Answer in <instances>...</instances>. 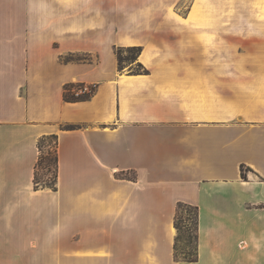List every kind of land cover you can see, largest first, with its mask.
<instances>
[{"label":"crops","instance_id":"obj_1","mask_svg":"<svg viewBox=\"0 0 264 264\" xmlns=\"http://www.w3.org/2000/svg\"><path fill=\"white\" fill-rule=\"evenodd\" d=\"M47 135L57 190H36ZM0 264H264V0H0Z\"/></svg>","mask_w":264,"mask_h":264},{"label":"trees","instance_id":"obj_2","mask_svg":"<svg viewBox=\"0 0 264 264\" xmlns=\"http://www.w3.org/2000/svg\"><path fill=\"white\" fill-rule=\"evenodd\" d=\"M123 52H129L132 54L131 58L125 59L123 57ZM141 54V48L139 47H132L128 49L119 48L117 50V55L119 59V66L120 69H124V64L128 61L136 62ZM79 56L71 55L68 57V61H81L87 60V58L81 59L76 58ZM143 65L140 63L137 64V69L133 70L134 73H142L144 71ZM75 87V85H68L65 89V98L68 101H81L86 100L91 97H74L71 94V89ZM58 136L57 135H47L43 136L38 141V148H39V160L36 165L35 169V189L38 190L40 188H50L53 190H57V181H58V164H59V157H58ZM49 147L51 151L48 153L44 152V149ZM45 169L47 172H53V178L50 181H43L40 177V170ZM245 171L247 169L245 166L241 167L242 177L246 179ZM185 213L187 215V223L185 226H182L181 223V214ZM199 207L186 204V203H179L176 210L175 216V227L177 229V239L175 243V256L180 261L185 262H197L198 261V240H199ZM186 230V238L185 242L183 243V233ZM183 243V245H180Z\"/></svg>","mask_w":264,"mask_h":264},{"label":"rangeland","instance_id":"obj_3","mask_svg":"<svg viewBox=\"0 0 264 264\" xmlns=\"http://www.w3.org/2000/svg\"><path fill=\"white\" fill-rule=\"evenodd\" d=\"M123 57L125 59H128V58H131L132 57V54H130L129 52H123ZM76 58H81V59L87 58V59H89L90 57L79 56V57H76ZM131 64H133L134 70H136L137 69L136 62H130V61H128L127 63L124 64V69L123 70H129V66ZM48 151H51V149L49 147H46L44 149V152L45 153H48ZM53 176H54L53 175V172H47L45 169H41L40 170V177H41L42 182L43 181H50V180H52ZM186 218H187V215H185V213H182L181 214V223H182V226L183 227L187 223ZM183 231H184V233H183V243H184L185 242V238H186V232H185L186 230H183ZM183 243H181L180 245H183Z\"/></svg>","mask_w":264,"mask_h":264},{"label":"built area","instance_id":"obj_4","mask_svg":"<svg viewBox=\"0 0 264 264\" xmlns=\"http://www.w3.org/2000/svg\"><path fill=\"white\" fill-rule=\"evenodd\" d=\"M96 91V85L91 84H75L71 89V94L74 97H92Z\"/></svg>","mask_w":264,"mask_h":264}]
</instances>
